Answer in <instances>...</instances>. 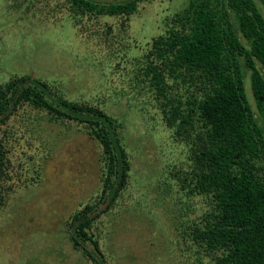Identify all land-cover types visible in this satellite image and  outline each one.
<instances>
[{
  "label": "rangeland",
  "instance_id": "374dc122",
  "mask_svg": "<svg viewBox=\"0 0 264 264\" xmlns=\"http://www.w3.org/2000/svg\"><path fill=\"white\" fill-rule=\"evenodd\" d=\"M186 2L146 0L123 30L121 18L107 17L85 18L77 27L63 0H0V84L34 75L123 123L128 181L92 225L107 264H214L215 252L190 235L210 203L176 184L187 148L165 126L138 73L150 40L169 29ZM247 94L254 106L249 81ZM6 126L11 190L0 208V264H90L73 248L65 222L99 194L100 144L81 126L50 121L35 109Z\"/></svg>",
  "mask_w": 264,
  "mask_h": 264
},
{
  "label": "trees",
  "instance_id": "16d2710c",
  "mask_svg": "<svg viewBox=\"0 0 264 264\" xmlns=\"http://www.w3.org/2000/svg\"><path fill=\"white\" fill-rule=\"evenodd\" d=\"M63 1L77 27L85 18L107 17L121 18L124 30L146 0ZM262 4L264 0H187L169 29L150 40L138 69L165 126L187 148L186 167L173 174L176 184L187 196H203L210 203L190 235L206 252H215L214 264H264ZM27 109L45 112L50 121L73 122L100 144L99 194L65 223L73 248L90 264H107L92 225L113 208L128 181L131 165L121 139L123 123L99 105L65 98L34 75L1 83L0 208L11 190L5 135L12 130L6 125Z\"/></svg>",
  "mask_w": 264,
  "mask_h": 264
},
{
  "label": "flooded vegetation",
  "instance_id": "af4514ba",
  "mask_svg": "<svg viewBox=\"0 0 264 264\" xmlns=\"http://www.w3.org/2000/svg\"><path fill=\"white\" fill-rule=\"evenodd\" d=\"M261 10H262L261 12H262L263 15H264V5H263V4L261 5Z\"/></svg>",
  "mask_w": 264,
  "mask_h": 264
}]
</instances>
